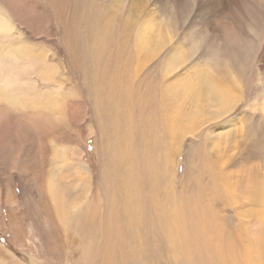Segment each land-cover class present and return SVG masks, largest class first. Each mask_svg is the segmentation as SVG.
<instances>
[{
    "label": "rangeland",
    "instance_id": "374dc122",
    "mask_svg": "<svg viewBox=\"0 0 264 264\" xmlns=\"http://www.w3.org/2000/svg\"><path fill=\"white\" fill-rule=\"evenodd\" d=\"M247 10H226L217 18L207 11H192L186 0H0V19L9 25L0 38V50H10L30 65L27 72H19L15 86L0 83L3 121L10 125L7 134L0 133V264H79L78 246L91 239L89 264H105L103 246L109 243L105 228L110 220L106 203L114 185L126 183L123 168L114 160L119 155L134 167L142 195H163L170 184L177 198L189 205L213 182L216 170L219 182L237 176L245 181L248 173L259 170L264 176V83L260 85L258 75L264 60L244 51L247 46L263 47L264 2L257 11ZM251 14L258 24L252 23ZM147 26L154 27L150 34ZM144 34L146 49L139 46ZM0 74V80L5 79L7 73ZM202 82L209 85L194 86ZM207 85L232 89L227 91L234 95L233 102L229 99L224 112L217 113V103L203 92L195 95ZM124 87L131 89L129 98L120 95ZM170 87L180 91L168 101L182 113L184 133L168 177L159 182L161 189L153 190V168L163 160L155 142L171 141L160 125L161 95ZM48 178L81 182L68 198L86 195L99 201L96 217L82 207L66 229L56 227L43 184ZM236 201L221 211L230 227L245 218L249 223L251 217L261 219L256 206ZM216 207L220 212L222 207ZM146 220L130 217L126 230L120 231L128 235V230L140 229L125 237L129 242L124 252L117 249L113 254L119 263L125 264L127 257L130 264L134 250L143 256L137 264H163L167 259L165 251L159 255L154 250L150 236L157 237L159 245V233ZM138 236L144 241L136 245L131 240ZM244 245L249 259L253 249ZM195 250L190 264L215 262L209 250L198 246Z\"/></svg>",
    "mask_w": 264,
    "mask_h": 264
},
{
    "label": "bare ground",
    "instance_id": "6f19581e",
    "mask_svg": "<svg viewBox=\"0 0 264 264\" xmlns=\"http://www.w3.org/2000/svg\"><path fill=\"white\" fill-rule=\"evenodd\" d=\"M186 1L191 2L192 11L194 10L195 12L207 11L208 13L213 14V16L217 18L219 14H221L223 11L247 10L248 9L247 6H250V9L247 10L248 12H250V10H253V9L257 11L258 4L264 2V0H186ZM251 18H253L252 20H254L252 21V23L254 22L257 23V21L254 19V14H251ZM8 26L9 25L6 24L5 20L0 19V38H3L6 35V33L9 31ZM153 28L154 27L147 26L146 27L147 33L150 34ZM144 35L141 38V41H139V46L141 48H145V46L147 47L148 45L147 34H144ZM104 42L105 41H103V43ZM263 42L264 40H262L260 43H263ZM259 45L261 48L260 47L254 48L253 46L249 48L247 46L245 47L244 51L246 52V49H248L249 50L248 52L255 56L257 55L256 53H258L259 61L264 60V44H263V47L261 44ZM145 52H146V57H148L147 50H145ZM24 59L25 58L23 57L22 58L16 57L14 55V52H10V50L7 52L5 51V53H3L0 50V72L7 73L5 76V79L0 80V83L2 86L4 87L10 86L11 88V86L14 85L18 81L19 72L20 71L27 72L29 70L30 65H28V62H26ZM262 64L263 65L261 64L258 65L260 69L263 68V70H261V73H258L260 77L259 78L260 85H262V82L264 83V62ZM22 76H24V74ZM22 78L25 79V77H22ZM233 83H234V86H236L235 82ZM120 84L121 86L123 85L125 86L124 81L121 82ZM201 84L209 85V83L207 82H202V83H196L194 86H197V85L201 86ZM208 85L205 86L203 90H195L196 91L195 95H200L203 92L204 93L203 97L208 96V98L212 101V104L214 102L217 103V110H218L217 113L222 112V111L224 112L225 109H227L229 105L231 104L229 101L230 100L232 101L234 99V95L228 93L227 91V90L232 91V89H230L229 87H226L227 90L226 89L218 90V88L214 89L213 86H212L213 88H210L211 86L208 87ZM3 88L0 89V93L3 90ZM122 90L124 91H121L120 95L125 96V97L128 96V94L130 96L132 95L131 89L124 87ZM111 93L112 92H110V94ZM177 93H180L178 87L176 89L174 87H170L169 89L165 90L163 94L161 95V101L163 103L161 102V105H160V108H161L160 114H161V119L162 117L163 119L160 125L165 135L171 138V141L161 139L155 142V145L158 147L157 148L158 152L163 160L160 165L158 166L155 165L153 168L154 171L152 172V175H153V179L155 180V182L151 183V187L153 190H156L157 188L161 189L162 185L159 182H162L163 180H165L164 179L165 177H168V174H167L168 167L170 166V162L173 159L174 155L178 151L179 147L177 148V144L179 142V139L181 138V134L184 133V128H183L184 123H183V119L181 115L182 113H180L179 109L177 107L172 106L168 101L169 97H174ZM110 96L112 97V95ZM1 99L2 97L0 94V100ZM126 99L124 100L126 101ZM27 102L29 101L27 100ZM196 103L200 104L198 101ZM20 105L23 106L22 104ZM3 119H4L3 111L0 108V133L4 131V133L7 134V130L10 125L5 124L6 120L3 121ZM1 149L4 150L5 147L2 146ZM112 155H113V152H112ZM122 157L123 156L119 155L118 157H115L114 160H115V163L118 165V167L123 168L122 169L123 171L121 173H122V176L124 174L126 175V178H125L126 183L125 184L123 183L118 186L114 185L112 197L109 198L106 203L107 209L110 210V220H109V224H107L105 228V234H106V237L108 236V240H109V243L103 246V250L105 252V258H106L105 264H121L116 259V257L113 256V254L114 253L116 254L117 249L123 250L124 252L126 243L129 242V240L126 239L125 237H130V236L138 234L140 229L136 231L128 230L129 232L128 235H120V231L126 230L127 222L130 217L131 218L137 217L139 218V221L142 223H144L147 218L146 223L150 226V228L153 231H155L156 233H159V245H158L157 237L155 236L151 237L146 230L147 237L150 236V239L152 240V244L154 245V250L155 248H157V250L155 251L159 255H162L161 253L162 251H165V253H167L165 254V257L167 255V259L164 257L165 262L163 264H190L191 257L196 258L195 249L197 248V246L200 248H205L209 250L212 256H216L215 262L213 264H264V256H263L264 255V217L262 216L264 215V180H263L264 176L260 175L261 174L260 170H259L260 174L259 173L255 174L253 172L248 173L247 180H245L246 182L242 179L243 177L239 178V176H237L235 180H231V181L222 180L219 182L218 175H216L218 171L216 170V172L214 171L215 173L213 172V182L206 185L205 186L206 190H201L198 195L197 200L192 201V205H189L188 201L182 200L183 198L181 197L177 198L176 194H174L173 191L170 190L171 189L170 184H167L164 186L163 195H159V194L153 195V196L142 195L139 192V185L142 186V183L138 182L137 179L135 178L136 174L134 171V167H131L130 164H126ZM124 165L125 167H123ZM79 167H82L84 171L88 170L86 166L80 165ZM113 178H114V175H113ZM133 180H135L136 182H133ZM74 181L73 182H56L53 179L48 178L45 183L42 182L46 189L45 192L51 200L50 203L52 205V208L54 210V213L57 219L55 221V225H56V222L58 223L56 227L59 226V227H62L63 229H66V227L70 224L72 220L71 219L72 216L75 215L76 213L80 214L78 212L82 209V207H84L85 214L89 215L90 217H94L95 215H97L96 214L97 211H99L97 210V208H99V201L94 202L93 200L88 199L86 195H83L81 199H79L78 197L77 198L75 197V199L68 198L69 193H72L74 191L77 192L81 186V182H74ZM88 181H87V184H88ZM119 195L124 199H120ZM237 199H240V201H244L243 205L249 204V205L256 206L260 210V213L262 212L261 219L258 218L257 220H254V218L251 217V223H249V221H247L248 219L245 218L247 220L245 219L240 220L237 223L235 228L230 227L228 223V219L223 213L224 212L223 209H226L227 206H229L230 204H233V203L236 204L238 202L236 201ZM217 205H220L222 207L220 209V212L216 211V208L219 207V206L216 207ZM83 214H82V217H85V215L83 216ZM52 215L54 217V214ZM242 231H244L245 237H243ZM109 233H116L115 238L113 239ZM88 236L90 238V235ZM197 240H198V244H197ZM131 241H133L137 245L141 243L142 241H144V238L142 236H138L137 238L132 239ZM244 242L250 245L249 248L253 249L252 253L254 255L249 257V259H248V256H250L249 250L246 251V248H244L245 246ZM93 244L94 242L91 239L87 242L86 245L84 244V246H78L80 258L77 259V262L79 264H89L92 262L91 255L94 249L92 248L94 247ZM129 246L131 247V245ZM46 247H47L48 254L52 256L53 254L52 250L48 246ZM139 254H141V252L139 253L138 250L137 251L134 250L131 256L128 257L129 263L137 264L140 258H143V256L140 257ZM179 257H183V258L181 259ZM124 258H123L124 261L122 260L123 263L128 264L127 257H124ZM95 264H96V261H95ZM143 264H149V263L145 262Z\"/></svg>",
    "mask_w": 264,
    "mask_h": 264
}]
</instances>
